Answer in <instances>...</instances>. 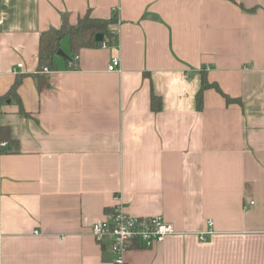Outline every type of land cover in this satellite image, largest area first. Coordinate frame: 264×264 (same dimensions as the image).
Here are the masks:
<instances>
[{
	"label": "crops",
	"instance_id": "0c3cea01",
	"mask_svg": "<svg viewBox=\"0 0 264 264\" xmlns=\"http://www.w3.org/2000/svg\"><path fill=\"white\" fill-rule=\"evenodd\" d=\"M85 14L115 17L113 39L73 61L64 38L38 90L41 33ZM202 75L223 95L198 109ZM17 77L0 264H112L90 227L115 197L176 231L126 264H264V0H0V98Z\"/></svg>",
	"mask_w": 264,
	"mask_h": 264
},
{
	"label": "trees",
	"instance_id": "16d2710c",
	"mask_svg": "<svg viewBox=\"0 0 264 264\" xmlns=\"http://www.w3.org/2000/svg\"><path fill=\"white\" fill-rule=\"evenodd\" d=\"M117 22L115 17L110 20L91 18L89 14H85L83 17L78 19L76 25H69L66 20H64L62 26L59 29H48L47 31L41 33L39 38V48L37 54V66L34 78L36 80L38 90H41L48 86L42 69L46 67L48 71H54L56 66L54 64L53 58L60 50V42L64 38H68L70 45V55H78L83 49H92L99 47L101 42L99 38H105L106 40H112V33L109 30L110 26ZM73 58V57H72ZM68 58V60H72ZM22 81V77H17L9 91L0 98V100H11L17 99L16 91ZM206 89H214L218 93L222 94L220 89L215 84H210L207 82L204 75L201 76V87L197 93V107L201 106L202 93ZM223 95V94H222ZM225 97V96H224ZM226 102L231 100L225 97ZM152 105L155 103L159 105V99L152 95L151 97ZM156 104V105H157ZM157 107V106H156ZM2 143H6L5 147H1ZM15 145L11 137V132L8 127H0V153L3 151L10 150Z\"/></svg>",
	"mask_w": 264,
	"mask_h": 264
},
{
	"label": "built area",
	"instance_id": "2783aa9c",
	"mask_svg": "<svg viewBox=\"0 0 264 264\" xmlns=\"http://www.w3.org/2000/svg\"><path fill=\"white\" fill-rule=\"evenodd\" d=\"M107 43L102 42L101 47H106ZM78 56L73 58L77 60ZM72 62H70L71 65ZM22 65L16 66L13 70L17 74ZM119 68V59L113 58L107 67L109 72L117 71ZM42 72L47 73L48 69L44 67ZM2 143L1 147H5ZM116 205L106 213L102 220L94 222L90 227V234L98 242H107L109 250L113 256L112 264H126L125 254L131 243L139 242L144 248H152L164 241L167 236L176 233L173 226L165 222L159 216L136 217L128 214L118 197H115ZM253 202H250L252 205ZM212 223H209L211 226ZM211 233L210 231L205 234ZM204 234L201 236L203 240Z\"/></svg>",
	"mask_w": 264,
	"mask_h": 264
},
{
	"label": "water",
	"instance_id": "95a60500",
	"mask_svg": "<svg viewBox=\"0 0 264 264\" xmlns=\"http://www.w3.org/2000/svg\"><path fill=\"white\" fill-rule=\"evenodd\" d=\"M101 39H102V38L100 37V38H99V41H101ZM57 55L60 56V57H62V58L67 59L66 55H65L61 50H58Z\"/></svg>",
	"mask_w": 264,
	"mask_h": 264
}]
</instances>
